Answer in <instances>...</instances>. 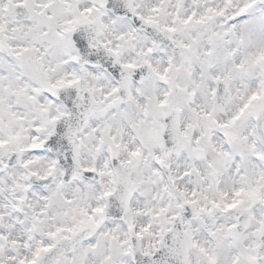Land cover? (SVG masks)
I'll return each instance as SVG.
<instances>
[{
	"label": "clouds",
	"instance_id": "clouds-1",
	"mask_svg": "<svg viewBox=\"0 0 264 264\" xmlns=\"http://www.w3.org/2000/svg\"><path fill=\"white\" fill-rule=\"evenodd\" d=\"M0 264H264V0H0Z\"/></svg>",
	"mask_w": 264,
	"mask_h": 264
}]
</instances>
